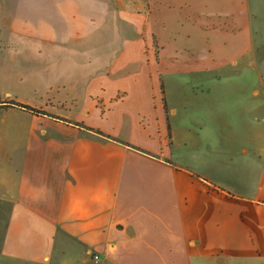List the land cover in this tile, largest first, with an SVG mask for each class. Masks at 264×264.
<instances>
[{
    "label": "crops",
    "instance_id": "0c3cea01",
    "mask_svg": "<svg viewBox=\"0 0 264 264\" xmlns=\"http://www.w3.org/2000/svg\"><path fill=\"white\" fill-rule=\"evenodd\" d=\"M139 1L0 0V264H264V15Z\"/></svg>",
    "mask_w": 264,
    "mask_h": 264
},
{
    "label": "rangeland",
    "instance_id": "374dc122",
    "mask_svg": "<svg viewBox=\"0 0 264 264\" xmlns=\"http://www.w3.org/2000/svg\"><path fill=\"white\" fill-rule=\"evenodd\" d=\"M249 9H250L251 26L253 27V29L256 28L258 30V26H260V21L264 15V0H251ZM258 34H256V40L259 39ZM3 66H4V64L0 60V72L3 68ZM18 85H20V84H18L16 82H0V97H2L4 95V92L7 90L10 91L11 93L16 92ZM15 103H19V102L13 101V103H11V105H8V106H12L15 108L22 109V107H20L17 104L15 105ZM25 110H27V109H25ZM27 111H29V110H27ZM7 122H12V120H8V119L5 120V123H7ZM0 123H1V120H0ZM4 139H8V138L6 137Z\"/></svg>",
    "mask_w": 264,
    "mask_h": 264
},
{
    "label": "built area",
    "instance_id": "2783aa9c",
    "mask_svg": "<svg viewBox=\"0 0 264 264\" xmlns=\"http://www.w3.org/2000/svg\"><path fill=\"white\" fill-rule=\"evenodd\" d=\"M122 1H125V0H122ZM130 1H131L132 10L135 11V16L141 17L143 14V10L141 9L140 1L139 0H130Z\"/></svg>",
    "mask_w": 264,
    "mask_h": 264
},
{
    "label": "trees",
    "instance_id": "16d2710c",
    "mask_svg": "<svg viewBox=\"0 0 264 264\" xmlns=\"http://www.w3.org/2000/svg\"><path fill=\"white\" fill-rule=\"evenodd\" d=\"M16 104L19 105L20 107L24 108V109H27V110L33 112V113H41V112H42L41 110L36 109V108H34V107H31V106H29V105H25V104H21V103H15V105H16ZM13 105H14V104H13Z\"/></svg>",
    "mask_w": 264,
    "mask_h": 264
}]
</instances>
